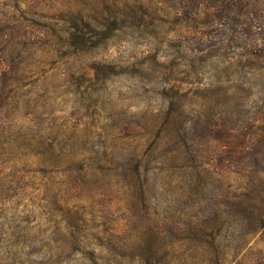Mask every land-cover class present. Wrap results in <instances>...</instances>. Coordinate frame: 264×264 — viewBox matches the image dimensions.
Masks as SVG:
<instances>
[{"label":"rangeland","instance_id":"1","mask_svg":"<svg viewBox=\"0 0 264 264\" xmlns=\"http://www.w3.org/2000/svg\"><path fill=\"white\" fill-rule=\"evenodd\" d=\"M199 20L0 0V264H264V60Z\"/></svg>","mask_w":264,"mask_h":264},{"label":"trees","instance_id":"2","mask_svg":"<svg viewBox=\"0 0 264 264\" xmlns=\"http://www.w3.org/2000/svg\"><path fill=\"white\" fill-rule=\"evenodd\" d=\"M182 5L188 22L199 23L205 18V27L228 28L231 34L251 36L244 48H250L251 58L264 60V0H175ZM211 19L214 23H210ZM246 35V36H244ZM242 47V46H239ZM248 54V58L251 56ZM250 59V58H249Z\"/></svg>","mask_w":264,"mask_h":264}]
</instances>
